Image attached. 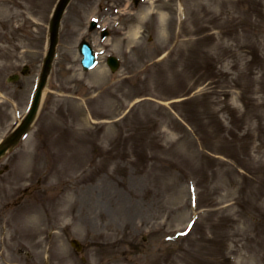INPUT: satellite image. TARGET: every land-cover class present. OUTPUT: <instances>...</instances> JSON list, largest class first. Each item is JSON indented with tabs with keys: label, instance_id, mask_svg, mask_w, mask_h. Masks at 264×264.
I'll return each mask as SVG.
<instances>
[{
	"label": "rangeland",
	"instance_id": "rangeland-1",
	"mask_svg": "<svg viewBox=\"0 0 264 264\" xmlns=\"http://www.w3.org/2000/svg\"><path fill=\"white\" fill-rule=\"evenodd\" d=\"M134 1L71 2L37 121L0 162L18 191L0 264H264V0ZM57 2L0 0V140Z\"/></svg>",
	"mask_w": 264,
	"mask_h": 264
},
{
	"label": "water",
	"instance_id": "water-1",
	"mask_svg": "<svg viewBox=\"0 0 264 264\" xmlns=\"http://www.w3.org/2000/svg\"><path fill=\"white\" fill-rule=\"evenodd\" d=\"M70 0H62L58 10L56 12V16L55 19L53 21V27H52V45H51V51L49 53L48 59L46 61V65H45V69H44V74H43V78H42V82L40 85V89L37 93L32 111L29 115V117L27 118V120L25 121L24 125L16 132V134L14 136H12L1 148H0V155H2L5 150L11 146L14 145L17 141L18 138L26 131V129L28 128V126L31 124V122L33 121L36 112L38 110V106H39V102H40V97H41V90L45 85L46 82V78L48 75V72L51 68V63H52V59H53V55H54V50H55V46L57 43V30H58V24H59V20L62 16V13L66 7V5L68 4ZM92 59V58H91Z\"/></svg>",
	"mask_w": 264,
	"mask_h": 264
}]
</instances>
